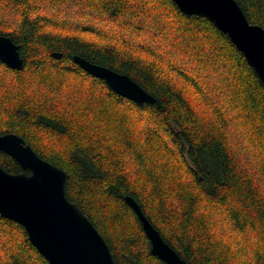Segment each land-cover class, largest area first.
I'll return each instance as SVG.
<instances>
[{
	"label": "trees",
	"instance_id": "obj_1",
	"mask_svg": "<svg viewBox=\"0 0 264 264\" xmlns=\"http://www.w3.org/2000/svg\"><path fill=\"white\" fill-rule=\"evenodd\" d=\"M235 1L264 28V0ZM0 36L23 60L0 62V135L66 173L114 264H164L126 196L186 264H264V86L207 19L171 0H0ZM74 55L155 103L115 94ZM0 166L24 172L1 151ZM0 264L48 262L0 216Z\"/></svg>",
	"mask_w": 264,
	"mask_h": 264
},
{
	"label": "water",
	"instance_id": "obj_2",
	"mask_svg": "<svg viewBox=\"0 0 264 264\" xmlns=\"http://www.w3.org/2000/svg\"><path fill=\"white\" fill-rule=\"evenodd\" d=\"M171 1L182 13L201 16L224 34L264 86V28L248 22L235 0ZM51 56L61 58L57 53ZM72 61L86 74L104 81L112 92L138 106L155 103V99L128 76L77 55ZM0 62L13 70L23 66L17 46L7 36H0ZM0 151L24 171L11 174L0 166V216L20 225L30 244L48 264H114L102 236L82 211L67 200L63 170L41 159L14 134L0 135ZM124 200L141 224L150 253L164 264H186L164 242L134 199L126 196Z\"/></svg>",
	"mask_w": 264,
	"mask_h": 264
},
{
	"label": "rangeland",
	"instance_id": "obj_3",
	"mask_svg": "<svg viewBox=\"0 0 264 264\" xmlns=\"http://www.w3.org/2000/svg\"><path fill=\"white\" fill-rule=\"evenodd\" d=\"M41 11H40V14L43 12V9H40ZM59 20V18H57V23H61L60 21H58ZM65 21V20H64ZM53 58V57H52ZM57 60H59V59H57ZM47 68V67H46ZM49 68V67H48ZM47 68V69H48ZM1 78V77H0ZM30 80H31V83H33L34 82V79H33V77H32V75H31V77H30ZM2 82L4 83V84H6L7 85V81L6 80H3L2 79ZM8 92H9V90H8ZM235 148V147H234ZM161 165H163V166H166V164H164V163H161ZM168 168V167H167Z\"/></svg>",
	"mask_w": 264,
	"mask_h": 264
}]
</instances>
